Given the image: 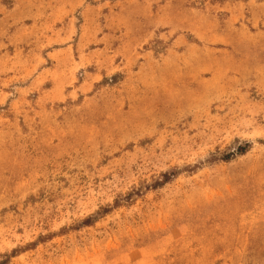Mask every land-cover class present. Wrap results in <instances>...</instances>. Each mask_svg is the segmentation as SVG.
<instances>
[{"label": "rangeland", "instance_id": "rangeland-1", "mask_svg": "<svg viewBox=\"0 0 264 264\" xmlns=\"http://www.w3.org/2000/svg\"><path fill=\"white\" fill-rule=\"evenodd\" d=\"M0 264H264V0H0Z\"/></svg>", "mask_w": 264, "mask_h": 264}]
</instances>
